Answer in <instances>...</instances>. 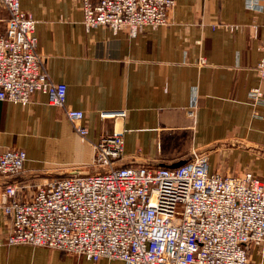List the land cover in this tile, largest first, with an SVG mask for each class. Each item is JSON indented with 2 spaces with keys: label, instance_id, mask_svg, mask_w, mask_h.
Wrapping results in <instances>:
<instances>
[{
  "label": "crops",
  "instance_id": "crops-1",
  "mask_svg": "<svg viewBox=\"0 0 264 264\" xmlns=\"http://www.w3.org/2000/svg\"><path fill=\"white\" fill-rule=\"evenodd\" d=\"M35 21L37 51L53 83L66 86L65 106L36 94L26 104L0 101V152L26 154L15 177L28 201L42 178L93 173L101 135L121 133L124 166L169 167L192 153L208 156L211 173L250 172L264 185V0H174L165 25L135 36L85 29L81 0H19ZM7 13L0 5V33ZM203 62L200 63V60ZM258 88L261 97L250 91ZM83 112L80 138L65 110ZM123 112L101 118V113ZM10 220L0 212V264L96 262L46 247L6 245ZM251 259L264 264V247Z\"/></svg>",
  "mask_w": 264,
  "mask_h": 264
},
{
  "label": "built area",
  "instance_id": "built-area-1",
  "mask_svg": "<svg viewBox=\"0 0 264 264\" xmlns=\"http://www.w3.org/2000/svg\"><path fill=\"white\" fill-rule=\"evenodd\" d=\"M81 1L85 29L106 27L132 37L165 25L174 7V0ZM0 5L7 13L0 33V101L26 104L40 94L63 108L66 86L51 82L43 69L35 21L19 0ZM257 69L264 81V58ZM250 93L262 95L258 88ZM65 116L86 138L83 112L66 109ZM123 149L121 133L101 135L93 173L42 178L26 202L15 197L21 186L4 185L0 212L10 220L5 244L56 249L92 262L260 264L251 259L253 247H264V185L257 176L211 173L208 156L195 152L177 168L119 165ZM25 161L23 150L0 152V176H17ZM2 238L0 232V244Z\"/></svg>",
  "mask_w": 264,
  "mask_h": 264
},
{
  "label": "water",
  "instance_id": "water-1",
  "mask_svg": "<svg viewBox=\"0 0 264 264\" xmlns=\"http://www.w3.org/2000/svg\"><path fill=\"white\" fill-rule=\"evenodd\" d=\"M185 162H186V160L178 162V163H176L174 165L169 166V168H177V167L183 165Z\"/></svg>",
  "mask_w": 264,
  "mask_h": 264
}]
</instances>
